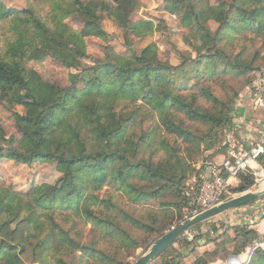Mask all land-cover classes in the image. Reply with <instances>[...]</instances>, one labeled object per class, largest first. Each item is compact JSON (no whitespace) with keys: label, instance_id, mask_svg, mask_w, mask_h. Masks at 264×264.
I'll use <instances>...</instances> for the list:
<instances>
[{"label":"trees","instance_id":"1","mask_svg":"<svg viewBox=\"0 0 264 264\" xmlns=\"http://www.w3.org/2000/svg\"><path fill=\"white\" fill-rule=\"evenodd\" d=\"M192 2L187 11L180 0H169L165 6L169 13L179 17L181 27L196 29L205 43L204 51H198L194 59L195 75L188 68L183 75L188 76L189 82L198 79V83L186 87L173 81L174 68L159 60L154 43L129 57L114 54L111 60L97 61L94 66L84 63L89 58L87 39L108 36L100 23V12L106 9L104 0H53L51 18L42 16L36 6L15 10L0 3V25L7 26L13 35L8 43H0V102L23 108V112L14 113L20 139L4 143L0 125V160L55 163L63 173L56 185L42 184L26 193L0 186L3 264H24L16 245L3 238L8 233L17 234V226L19 229L23 224L24 229L33 232L31 235H42L37 245L42 259L34 264H67L59 256L64 253H80V264L130 263L102 248L76 241L57 222L61 210H70L74 219L92 223L99 239H112L120 256L131 255L141 244L130 229L113 221L119 199L124 198L147 218L141 221L132 216L131 221L151 243L182 220L190 173L216 144L218 133L233 127L234 108L217 93L215 81L223 80L231 72L243 77L256 69L243 58L229 60L217 46L243 30L264 31V7L249 11L241 6L245 0H231V4L204 3L196 10ZM129 5V0H115L110 10V16L126 33L145 37L159 31L150 19L133 21ZM71 16L83 23L81 30L65 23ZM204 22L218 23L219 32L213 34ZM49 57L77 70L69 73L68 88L44 79L29 65ZM186 65L187 61L183 68ZM218 85L223 86L219 82ZM122 101L141 103L140 109H150L157 120V130L166 134L160 140L165 152L161 161H132L126 156L135 149L129 145V124L117 112ZM144 134L142 139L146 138L148 145L155 142L157 133ZM89 144L98 149L91 151ZM136 146L138 151L140 146ZM106 184L109 188L101 193ZM255 184L253 174L241 173L239 184L232 191L242 193ZM236 230L235 254L249 247L253 256L248 264H264V249L255 245V230ZM212 232H218L216 226ZM212 241L213 237L204 239L205 244ZM191 251L181 252L172 245L161 255L162 264H188L186 259Z\"/></svg>","mask_w":264,"mask_h":264},{"label":"rangeland","instance_id":"2","mask_svg":"<svg viewBox=\"0 0 264 264\" xmlns=\"http://www.w3.org/2000/svg\"><path fill=\"white\" fill-rule=\"evenodd\" d=\"M104 1L106 9L100 12V23L108 36L106 38L90 37L87 39L89 58L86 59L84 63L94 66L97 61L111 60L114 54L129 57L134 51L140 53L146 46L154 43L157 45L159 51V60L165 65L173 66L175 73L173 74L172 79L175 83H181L185 87L188 85L194 86L198 83V79H192V81L189 82L187 80L188 76L183 78V75L185 74L184 70L187 68L195 75L197 65L195 60L198 57V51H204L205 43L199 39V32L196 29L181 27L179 24V17L169 13L165 9L169 0H129V12L132 14L131 19L133 21H139L142 18L150 19L160 28L159 31L148 34L145 37H139L131 32L130 34L126 33V31H124V29L110 16V10L114 7L115 0ZM180 1H183V10H190L189 5L191 4V0ZM193 1L194 2L192 3L194 4V7H196V10L201 8L204 3L217 5L224 2L226 4H231V0ZM242 1L243 0H240V2ZM0 3L7 8L15 10H25L30 6H36L42 16L51 18L52 15L53 0H0ZM241 6L251 11L259 7H264V0H245V3L241 4ZM65 23L75 30H81L83 28V23L76 17L71 16L65 21ZM205 26L206 29H209L213 34L219 32V24L216 22H211L207 25L205 23ZM8 30L10 29H8L7 26L0 25V43L2 45L13 39V35H11ZM218 47H221L224 50L226 57H228L229 60L243 58L247 63L256 66V69L252 72L250 70L246 76H235L236 73L231 72V74L224 76L223 80L215 81V83L217 82V85L215 86L217 93L233 106L235 110V105L240 97H247L250 92L251 95H253L254 82L257 79V75L264 71V31L260 33L243 30L240 35H232L227 41L219 44L217 48ZM190 57H192V60H187V58ZM185 61H187V65L183 68ZM223 61L228 62L225 58H223ZM29 65L37 69L44 79L61 88H68L70 86L69 73L71 71L77 72V70H70L63 66L60 61L52 57L44 60L31 61ZM245 66L247 67V64ZM218 82L223 84V86H219ZM140 104L141 103L134 104L122 101L117 105V112L120 114L121 118L126 120V124H129V145L131 148L135 149V151L131 150L130 153H127L126 156H129L132 161L149 160L157 163L161 161L162 156L165 153L160 145V140L166 138V134L157 130V120L152 116L150 109L146 106L140 109ZM15 112H23V108L21 106L9 107L0 102V125L4 130V140L2 139L4 143L11 142L13 138L20 139L22 136L14 119ZM234 114L235 111H233L232 116ZM146 131H154L157 133L154 139L155 142H152L150 145L147 144L146 138L142 139L144 138V133ZM137 144L140 146L138 151ZM89 148L91 151H94L95 149H98V146L89 144ZM119 152L121 153V151ZM134 153L135 155H133ZM259 161L264 165V158ZM260 175L261 171L255 176L256 184L249 190L256 191L262 188L260 185H264V174H262L261 177ZM62 177L63 173L58 170L57 164L55 163L35 161L31 164H26L6 158L0 160V186L11 189L17 193H26L30 188L42 184L56 185ZM107 188H109V186L106 184L101 193H104ZM92 194L95 193L93 192ZM258 202H262L258 203V205L264 204V199ZM255 204L256 202L249 206ZM258 211L260 213L264 212L261 208H259ZM137 212L138 211L135 210V208H133L124 198H122V200L119 199V208L116 210V220L113 219V221L119 222V225L124 229H130L131 232L139 238L141 244V246L133 251L131 255L122 254L121 256L119 255L120 253H117L115 248H113L112 241H110L112 239L109 241L107 239H105V241L100 240L98 234L94 231L95 229H93L92 223H85L81 219H74V212L70 210H61L58 212L56 219L65 230L69 231L76 241L82 242L84 245L92 244L98 248H102L110 254H116L119 256L120 261L127 260V262H130L128 264H131L147 252L153 244V242L151 243V240L147 239L145 234L141 232V228L132 223V216L139 218L141 221L147 219L145 216H142ZM124 214L126 215L124 216ZM229 225V223H226L223 220L216 223L214 219H212L203 223L199 229H192L189 233L181 237L175 243L176 247L174 248L178 249L186 247L187 249V247H192L195 246L196 243L202 242L205 237H213L216 241V238H220L222 236L221 234L224 233L226 229H232V226ZM24 226L25 224L21 225L19 229L17 226V234L8 233L7 236L3 238L6 242L16 245L22 263L34 264L42 259V254L40 250L37 249L38 242L42 238V235L37 233L31 235L33 232L24 229ZM214 226L218 229L217 233L212 232ZM13 228L16 229V226L13 225ZM260 229L261 232L264 233V218L254 227V230L257 233V240L255 241L257 247L263 246L264 243V234L259 232ZM44 232L45 231L42 233L43 235L45 234ZM190 236H192V240L189 239ZM195 240L198 242H195ZM23 247H25L24 250L22 249ZM208 252L215 251H209L207 248L204 249V251H198L193 248V251H191L189 256H196L197 258L205 260L208 258ZM59 256H62V259L65 260L67 264H80V253L72 255L64 253ZM235 261L238 260L233 259L231 263L234 264ZM0 264H3L1 260Z\"/></svg>","mask_w":264,"mask_h":264},{"label":"crops","instance_id":"3","mask_svg":"<svg viewBox=\"0 0 264 264\" xmlns=\"http://www.w3.org/2000/svg\"><path fill=\"white\" fill-rule=\"evenodd\" d=\"M234 111L235 114L233 115V127L230 129H222L218 133L216 144L206 151V153L197 163L196 170L190 173L186 183L187 186L195 178H199L204 175H211V171L214 168H220L223 162L228 158V146L225 142L227 132L234 133V135L246 146H248L250 141L256 138L258 135V122L263 118L264 114L263 111L256 110L254 108L251 92L247 97L242 96L238 99ZM233 185L236 187L235 183ZM258 203L262 202H256V204L252 206L232 209L214 218L216 223H218L220 220H223L226 223H229V226H232V229H226L224 233L221 234L222 236L220 238H216V241L205 244L203 240L202 242L196 243L195 246L187 247V249L186 247L178 248L177 250L189 253L190 250H193V248L197 249L198 251H204V249L207 248L209 251H215L208 252V258L205 260L197 258L196 256H190L186 259L188 264H200L201 262L204 264H230L234 257L243 264H248L253 256L251 248L248 247L246 251L235 254L234 239L236 238V229L238 227H243L245 231L254 230V227L257 225V223L264 218V212L260 213L258 211L259 208L264 210V204L258 205ZM173 245L176 247V244ZM151 264H162L161 256Z\"/></svg>","mask_w":264,"mask_h":264},{"label":"built area","instance_id":"4","mask_svg":"<svg viewBox=\"0 0 264 264\" xmlns=\"http://www.w3.org/2000/svg\"><path fill=\"white\" fill-rule=\"evenodd\" d=\"M252 98L254 108L263 111L264 114V71L257 75ZM225 142L228 146V158L222 166L214 168L209 176L195 178L187 186V202L183 208L181 221L192 218L221 204L228 197L236 195L237 193H233L232 188L234 183L236 186L239 184L241 173L257 176L262 169L264 170V165L259 161L264 157V115L258 122V135L250 141L248 147L232 132L226 133ZM195 242L198 241L195 240ZM239 264L243 263L239 261Z\"/></svg>","mask_w":264,"mask_h":264},{"label":"water","instance_id":"5","mask_svg":"<svg viewBox=\"0 0 264 264\" xmlns=\"http://www.w3.org/2000/svg\"><path fill=\"white\" fill-rule=\"evenodd\" d=\"M262 199H264V188L256 191L247 190L234 196H230L221 204L216 205L192 218L180 221L178 224L171 227L153 242L147 252L131 264H151L181 237L189 233L194 227L208 222L229 210L249 206Z\"/></svg>","mask_w":264,"mask_h":264},{"label":"bare ground","instance_id":"6","mask_svg":"<svg viewBox=\"0 0 264 264\" xmlns=\"http://www.w3.org/2000/svg\"><path fill=\"white\" fill-rule=\"evenodd\" d=\"M262 174H264V170H263V169L261 170V175H262ZM261 175H260V177H261ZM260 186H261L262 188H264V185H260ZM259 232L262 233V232H261V229H260ZM262 234H264V233H262ZM263 242H264V240H263ZM262 247L264 248V243H263V246H262ZM234 264H239V261H235Z\"/></svg>","mask_w":264,"mask_h":264}]
</instances>
